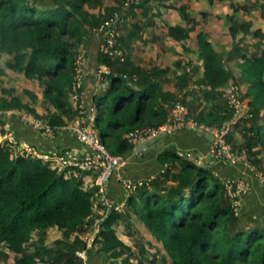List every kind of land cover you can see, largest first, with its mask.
Here are the masks:
<instances>
[{
	"label": "trees",
	"instance_id": "1",
	"mask_svg": "<svg viewBox=\"0 0 264 264\" xmlns=\"http://www.w3.org/2000/svg\"><path fill=\"white\" fill-rule=\"evenodd\" d=\"M169 1L154 0L163 8L170 6ZM100 2L52 0L48 5H40L34 0H0V49L10 57L5 67L38 80L44 87L46 98L60 112L54 117L52 126L64 127L78 117L84 125L90 122L85 110L81 115L70 101L77 77V57L86 40L96 35L95 29L109 19L117 22V17L124 12L122 9L117 13L121 7L107 9L106 18L99 19L89 12V8L100 5ZM150 2L145 0L138 4L133 0L130 7L140 6L147 10ZM187 10L186 6L179 8L184 19L192 23L194 20ZM191 30L177 26L169 29V35L177 41H189ZM140 31L141 27L136 25L122 34L121 46L130 49ZM240 31L244 38L261 35L259 31H252L251 25L235 22L231 34L236 38ZM99 38L101 47L102 38ZM197 43V52L204 62V77L196 82H192L188 74L180 78L181 88L189 84L198 87L187 92L183 102L187 104L188 95L201 92L205 98L213 100L211 110L201 111L193 117L200 123L222 128L234 120V112L228 105L219 106L216 98L222 97L223 89L235 81L234 75L203 32L198 34ZM262 43L257 44L256 52L241 54L243 62L240 65L242 80L256 90L251 103L252 116L236 123L237 126L245 125V148L253 158L259 154L254 151L255 147L264 149ZM99 65L109 67L112 73L103 80L111 84L95 98L96 123L104 125L100 136L108 149L115 155L127 157L135 148L130 141L131 135L138 129L165 123L174 102L184 93L172 95L164 92L159 84L151 81V76L159 71L152 70L149 74L133 69L129 58L122 62L100 51ZM5 67L0 65V82L7 74ZM14 91L2 89L9 98L0 100V111L23 108L22 98ZM2 124L0 117V126ZM38 152L43 154L39 149ZM253 162L258 165L260 161ZM87 180V173L61 172L41 158L15 154L8 141L0 144V246L16 255V264H39L43 257L37 252L31 253L28 246L36 234L52 227L78 235L75 244L69 245V252L55 255L52 264H85L76 255L78 249L87 247L79 234L95 223L92 219L93 202L99 190L93 184H87ZM226 195L224 183L213 170L191 165L180 174L176 187L163 192L154 185L142 188L129 197L127 207L164 244L175 264H264V228L256 224L239 229V211L235 210L231 199L225 203ZM130 213L125 215L113 210L107 216L97 237L100 244L97 253L114 260L122 254L118 251L127 255L131 253V247L116 232V226L125 216L130 217ZM92 250L89 249L88 254ZM129 257L126 264H133L134 257ZM140 259H137L138 264H154Z\"/></svg>",
	"mask_w": 264,
	"mask_h": 264
},
{
	"label": "crops",
	"instance_id": "2",
	"mask_svg": "<svg viewBox=\"0 0 264 264\" xmlns=\"http://www.w3.org/2000/svg\"><path fill=\"white\" fill-rule=\"evenodd\" d=\"M34 1H38L40 5H48L49 3H52V0ZM171 1L173 0L169 1L168 4L170 6L168 8H163L159 5L157 12H154L155 8L152 6H148V9L146 10L143 7H135L134 9H131L132 7L128 5L124 7V13L118 17L117 25L121 31V34L127 33L129 29H133L136 25L141 27L139 36L135 41H133L131 48H126L128 52V58L132 63V68L139 69L142 72H149V74L152 70L159 71L158 74L151 76V81L159 84L160 88L164 92L170 93L172 95H179L180 93L186 94L190 90H193V84H189V86L185 88H181L179 86V77H186L187 71H185V75H183L179 71V68L175 67L173 63L163 65L161 61H159V63L155 62V60L158 59L160 53L162 54L163 52L160 51L159 54L151 56L148 53V50H146L147 48L151 50L162 49L161 47H163V41L167 45L190 41H177L169 35L170 28L177 26L189 28L187 25L181 24L175 15H171V17H169L171 10L180 8L176 2ZM121 4L122 0H101L100 5H97L98 7L96 8L98 9V16H93L99 17L100 13L106 15L107 9H116L120 7ZM139 8L142 10H138ZM130 10L132 11L131 13H129ZM89 12L91 13L90 8ZM174 18L178 22H176ZM195 27L196 26L194 25L190 32L191 41L194 39L192 32H195ZM199 33L200 32H198V34ZM185 47L190 55L195 57V62L198 63L199 71L196 75V78L197 80L198 78L200 80L204 77L205 71L204 62L197 52L198 46L195 45L189 49V45L186 44ZM216 50L222 54L226 66L232 71V73L235 68L234 66L237 67L236 72L233 73L234 77L237 78H242L240 65L243 61L241 54H252L256 52L255 50H245L242 44L239 46V48L233 47L232 49L223 52L219 51L217 48ZM165 51L172 54L166 45ZM80 53L84 55V63L82 66V90L79 104H82L87 116L91 117L96 111L95 98L102 94L108 87L106 85L107 81L98 80L97 71H99L100 68L106 69L109 67L99 65V36L92 35L89 37L85 44L81 47ZM140 53L142 55L149 54V59H153L154 65H150L149 63H140L137 57V54ZM177 65L178 63H176V66ZM229 65H231V67H229ZM188 66L193 67L195 71V67L190 64H187V66L185 65L186 70ZM232 82L237 83L236 81ZM251 90L254 99L256 90H253L252 88ZM201 95V92H196L194 96L188 95L187 99H194ZM212 103L213 101L211 102V106ZM72 104L76 109L77 105L75 103ZM204 105L205 104L200 105L199 109H197L195 113L191 112L192 116H195L194 114H200V112L205 107ZM16 113L17 112H7L5 115L1 116L2 121L10 129V135L16 141L19 140L22 143H28L36 147L37 151L39 149L44 155L49 156L71 149L77 150L80 153L85 151L84 147L79 143L76 135L73 132L68 131L66 126L64 128L58 129L54 136H48L42 130H39L34 126L23 122L22 116H18ZM239 120L240 119L234 118L231 123L226 124L224 127H226L230 132V142L234 149L236 148L235 146H238L236 149H238V151L242 150L241 153H244L247 152V149L245 148L246 138L243 136V127L236 125ZM212 140L213 137L208 133L184 129L173 135L165 136L155 146L137 153V155L131 159L136 148L145 142H148L149 140L137 144L133 152L126 157L127 165L120 172L113 175L110 182L109 196L117 203H125L128 201L130 193L123 183V180L126 179L133 181L152 180L151 185H154L158 191L163 192L166 189H170L178 185V177L180 174H182L186 166L190 167L192 165L208 168L214 171L215 176L219 178L221 183H224L228 179L234 178H244L246 180L249 185V193L245 196V198L240 200V206L238 207L239 216H243L244 213L252 214L254 217L253 220L261 219L258 220L256 224L264 228V184L260 182L257 174L258 171H261L260 169H262L264 165L260 164L259 162L260 167L256 168V172L248 169L243 163L232 165L224 161L213 159L209 154ZM254 151L258 152V158L263 160L262 155L264 154V149L261 146H257L254 148ZM172 156L176 157L174 158ZM251 158L253 159V157ZM155 181L158 182L154 184L153 182ZM99 198L100 197L96 192L93 202L94 206L92 219L95 220V224H99L101 228L105 221L103 220V223H101L98 220L102 218V215L107 217L108 213L105 208L100 206ZM97 245L100 246V244L97 242V236H95V239L91 245L92 247H89V249H93L91 254L86 252L87 256L85 258V264H89V262L90 264H110V262L114 259H111L108 255L97 253Z\"/></svg>",
	"mask_w": 264,
	"mask_h": 264
},
{
	"label": "rangeland",
	"instance_id": "3",
	"mask_svg": "<svg viewBox=\"0 0 264 264\" xmlns=\"http://www.w3.org/2000/svg\"><path fill=\"white\" fill-rule=\"evenodd\" d=\"M136 1L139 2L138 4H140L145 0ZM132 2L133 0H122V4L120 6L121 8L117 11V13H120L122 9V11H124V7L128 5L130 6ZM171 2H176V4L180 7L186 6L188 9L187 14H189L190 18L194 20L192 23L187 22L184 19L183 14L179 11V9L171 10L170 13L168 11L167 12L169 13V17H171V15H175L177 20L181 22V24L187 25L189 29H193V26L195 25L196 30L195 32H192L194 39H192V41L190 39L189 42L174 43L173 45H167L163 41V47H161L162 49L151 50L147 48L146 50H148V53L151 56L159 54L160 51L163 52L162 54L160 53L158 59L155 60V62L159 63V61H161L163 65L173 63L175 67L179 68V71L183 75H185V65L187 66V64L194 66L196 75L198 74V63L195 62V57L191 56L185 47L186 44L189 45V49H191L192 46H198V32H203L207 38L212 41L213 45H215V47L221 52L232 49L233 47H237V45L240 46L241 44L247 51H256V44L261 41L264 45V38L262 37L264 35V0H173ZM98 6L90 8L92 15L98 16V9H96ZM149 6L154 7V12H157L159 3L151 0ZM138 10L141 11L142 9L139 8ZM99 15V19L106 18V16L102 13ZM230 17H233L234 19L230 20ZM177 20L175 19L176 22H178ZM235 22H239V24L244 25H251L252 31H259L261 32V35L258 37L249 35L244 38L243 32L240 31L235 38L231 34V27L235 24ZM165 45L168 46L172 54L165 51ZM261 50H264V48ZM149 54H137L138 61L142 64L149 63L150 65H154L153 59H149ZM9 59L10 57L0 49V65L5 67L6 61ZM176 63H178L177 66ZM229 67H231V65H229ZM234 67L235 71L233 70V73L236 72L237 68L236 66ZM5 70L7 74L1 78L0 82V100L9 98L5 93L2 92V89L5 88L6 90H15L16 92L14 91V94L21 97L23 100V108L19 110L0 111V117L5 115L7 112H17L16 115L22 116V119L25 120L24 122L26 124H33V126L37 124V126L41 127L43 132L48 136H54L58 129L65 127H55L51 125V123L55 120L54 117L59 116L60 112L46 98L44 87L41 86L38 80L29 79L24 73H18L7 69L6 67ZM179 78L184 77L180 76ZM234 78L237 83L239 82L238 84L243 86V91L245 92V101L251 106L253 96L250 83L243 81L242 78L239 77ZM181 85L182 83L179 81V86ZM199 85L201 86V84ZM216 99L219 106L227 105L226 101L221 96L217 97ZM74 100V93H71L70 101L71 103L76 104ZM212 101L213 100L205 98L202 94L201 96L194 99H186V105L188 106L190 112L195 113L196 110L199 109L200 105L205 104V107L202 111L208 112L211 110L210 106ZM194 115L198 116L199 114ZM74 122V120L68 121L66 127L70 126ZM244 126L245 125L242 127ZM103 129V124L96 123L95 130H97L98 133H101V130ZM7 141L12 143L15 154L32 156L36 158L38 157V155L34 154V150L32 151L30 144L23 143L22 145H19L20 143H16L15 139L10 135V129L4 123L0 126V144H3ZM235 147L238 148V146ZM236 148L235 151L240 154L242 150L238 151ZM262 156L263 160H261L263 162L258 158V156L252 159V165L255 168H259L260 166L259 164L256 165L253 162L254 160H259L260 164L264 165V154ZM44 162L46 161L44 160ZM260 170L263 172L264 166ZM229 199L230 197L226 195L224 199L225 203H227ZM99 203L100 206L104 208L100 198ZM128 209V207H125V211H122V214L127 215L131 212L130 217L125 216L120 221V223L116 226V232L119 238L131 247V253L127 255L123 253V251H118L122 254L115 258L114 261H111L110 264H126V260L130 258L129 255L134 257L132 260L133 264H138L137 261L141 260L140 258L146 259L147 263L153 261L154 264H175L172 254L167 251L164 244L148 230L142 219L137 214L132 212L131 209ZM253 218L254 217L252 214L244 213V215L238 220V228L244 229L246 227H253L256 225L258 220H261H253ZM106 219L107 217L102 215V218L98 221L103 223L102 221H106ZM95 223L93 226L88 227L85 232L79 234V238L87 243V247L81 250L78 249L76 251V255L84 262L87 256L86 252L89 250V247H92L91 245L95 239V236L98 237L102 229L100 228L99 224ZM77 237V234L68 233L66 231L59 230L56 227H52L45 232L36 234L34 240L29 244L28 249L31 253L37 252L41 257H43L39 264H52V258H54L55 255L61 252H69V245L75 244ZM96 247L98 252L100 246L97 245ZM0 264H16V255L5 247L0 246Z\"/></svg>",
	"mask_w": 264,
	"mask_h": 264
},
{
	"label": "built area",
	"instance_id": "4",
	"mask_svg": "<svg viewBox=\"0 0 264 264\" xmlns=\"http://www.w3.org/2000/svg\"><path fill=\"white\" fill-rule=\"evenodd\" d=\"M118 19V17H117ZM94 33L102 38L100 51L103 55L118 59L125 62L128 58V52L121 46L120 37L121 31L118 28L117 22L114 19L106 20L101 26L94 30ZM84 63V55L79 53L77 57V77L73 87L74 101L76 102V110L83 114V106L79 104V91L82 89V66ZM187 74L192 78V82H196V74L194 68L187 67ZM112 73L111 69L100 68L97 72L99 81H103L105 76ZM195 86V87H194ZM193 90L198 89L196 85ZM184 94H181L176 102H174L169 117L165 123L157 127H147L136 130L130 137V141L136 146L139 143L156 138L160 135H173L181 130L190 129L208 133L213 137L210 157L219 161H224L228 164L236 165L243 163L248 169L256 171L252 165V158L247 152L237 153L230 142V132L226 127H216L200 123L195 117L191 116L188 106L183 102ZM222 98L234 112L235 119H249L251 114V106L245 101L243 87L235 82L229 84L222 91ZM187 99V98H186ZM98 119L97 110L90 117L88 125H84L80 117L76 118L74 123L67 127V130L73 132L79 143L84 147L85 151L80 153L77 150H66L52 156L39 153L32 145V151L41 159L51 164L52 168L59 171H67L69 174H78V172L87 173V184L91 183L98 187V196L108 215L116 210L124 212L127 202L117 203L109 196L110 182L115 173L120 172L127 165V158L122 155L113 154L105 142L102 140L100 133L95 130ZM24 122L25 120L22 119ZM33 126V124H30ZM39 130L41 127L34 126ZM43 131V130H42ZM50 131V129H49ZM48 131V132H49ZM50 133V132H49ZM16 141V140H15ZM16 143L22 142L16 141ZM257 172V171H256ZM258 177L261 183L264 184V172L258 171ZM123 183L130 193L136 194L142 188H151L152 180H123ZM227 195L234 202V208L238 211L240 200L249 193V185L244 178L228 179L224 182Z\"/></svg>",
	"mask_w": 264,
	"mask_h": 264
},
{
	"label": "water",
	"instance_id": "5",
	"mask_svg": "<svg viewBox=\"0 0 264 264\" xmlns=\"http://www.w3.org/2000/svg\"><path fill=\"white\" fill-rule=\"evenodd\" d=\"M111 83L110 82H107V86H109ZM201 132V131H200ZM166 135H160V136H158V137H156V138H153V139H151V140H149L148 142H145L144 144H142V145H140L138 148H136V150L133 152V154H132V157H131V159L133 158V157H135L136 155H137V153H139V152H141V151H143V150H147V149H149L150 147H153V146H155L159 141H161L164 137H165Z\"/></svg>",
	"mask_w": 264,
	"mask_h": 264
}]
</instances>
